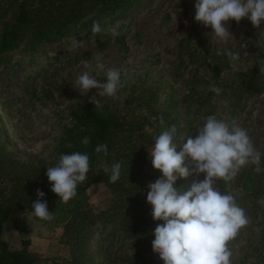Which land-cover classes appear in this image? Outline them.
Instances as JSON below:
<instances>
[{"label": "rangeland", "instance_id": "374dc122", "mask_svg": "<svg viewBox=\"0 0 264 264\" xmlns=\"http://www.w3.org/2000/svg\"><path fill=\"white\" fill-rule=\"evenodd\" d=\"M195 3L142 0L106 28H115L118 36L107 31L97 36L78 33L30 56L14 53L5 67L0 65V134L7 139L11 155L46 159L74 105L91 104L100 110L109 107L130 118L147 116L151 126L159 123L158 127L144 129L154 139L175 125L177 151L187 136L195 137L196 128L207 116L214 115L223 120L234 118L261 153L259 165L243 166L231 181L221 180L218 189L223 186L238 206L252 187L261 184L264 190V48L256 44L258 30L247 18L239 23L229 21L226 26L233 36L227 42H212V29L195 21ZM5 5L6 1L0 0V15L11 22L12 10L5 12ZM226 50L238 52L239 58L231 60ZM97 62L104 65L103 71H97ZM108 69L121 72L123 87L114 97H100L97 89L82 93L75 87L76 77L82 72L89 71L104 82ZM195 74L200 77L201 93L207 100L197 112L199 120L190 127L186 95ZM213 83L221 93L206 96V87ZM137 135L139 140L146 139L143 131ZM154 139L149 143L144 140L146 163L138 175L146 191L148 184L162 175L150 160L149 148ZM185 165L190 170L193 167L190 157ZM203 178V174H193L182 179L183 187L190 188L193 181ZM87 195L95 212L117 207L116 197L104 184H93ZM244 211L249 223L229 245L231 264H264V193L258 194L255 205H248ZM116 225L93 224L94 233L88 243L92 264H132L135 246L121 236ZM1 239L12 250L37 255L39 264H66L70 259L63 224L55 218L40 220L32 211L15 214L2 230ZM142 255L145 259L158 256L153 251Z\"/></svg>", "mask_w": 264, "mask_h": 264}, {"label": "trees", "instance_id": "16d2710c", "mask_svg": "<svg viewBox=\"0 0 264 264\" xmlns=\"http://www.w3.org/2000/svg\"><path fill=\"white\" fill-rule=\"evenodd\" d=\"M5 1V12L12 10L13 20L6 22L0 15V65L3 67L14 53L30 56L78 33L94 36V21H99L101 27L106 29L142 0ZM206 89L208 96L212 92L209 87ZM186 100L189 111L186 117L191 127L199 120L197 112L207 100L202 96L200 77L197 74L193 77ZM66 116L68 123L60 130L46 159L13 157L8 149L7 139H2L0 134V264H39L37 255L12 250L1 239L2 230L15 214L33 211L31 204L37 199V189L45 193L44 199L48 203L49 212L53 213L56 221L63 224L70 246V259L66 264H92L88 243L96 222H100L102 227L107 222L117 223L121 236L129 239L135 246L132 264H164L159 255L151 259H145L142 255V252L153 251L152 240L155 237L152 233L157 223L162 221L153 220L152 208L147 202V191L138 178L146 163L144 140L149 143L154 139L144 129L147 126L158 127L159 123L151 126L147 116L130 118L109 110V107L100 110L91 104L74 105ZM141 131L146 138L144 140H139L137 135ZM84 137L90 138L88 146L81 143ZM68 144L72 147L69 148ZM100 144L107 145V156L95 152ZM73 151L89 155L90 170L88 179L78 185L76 197L65 204L51 191L46 172L47 167L55 166L61 153ZM116 162L122 165L121 177L116 183H111L109 174L103 168L105 164L111 166ZM97 183L110 189L117 199V207L101 212H95L90 207L87 191ZM176 186L183 187L182 179L177 181ZM251 190L249 195L241 198L239 206L243 210L248 205L254 206L257 195L264 193L261 184ZM220 191L225 193L223 186ZM240 233L241 229L236 237ZM234 239L229 241V245Z\"/></svg>", "mask_w": 264, "mask_h": 264}, {"label": "clouds", "instance_id": "9594fccd", "mask_svg": "<svg viewBox=\"0 0 264 264\" xmlns=\"http://www.w3.org/2000/svg\"><path fill=\"white\" fill-rule=\"evenodd\" d=\"M195 9V21L212 29V42H227L233 36L227 22L239 23L247 18L258 30L257 46L264 48V28H261L264 0H196ZM105 31L114 37L120 35L115 28L104 29L99 21L93 22L94 36ZM73 46H77V42L74 41ZM226 54L231 60H237L240 55L231 50H226ZM96 69L103 71L104 65L97 62ZM105 75L106 80L101 82L89 71H84L76 77L75 87L82 93L97 89L100 97H114L123 87L121 72L108 69ZM209 91L219 95L222 90L213 83ZM94 102L99 104L98 100ZM160 123H164L162 117ZM176 131L175 125L165 129L149 148L153 168L162 173L148 184L146 194L147 202L152 206L153 220L163 222L157 223L152 233L155 237L153 252L164 264H231L229 241L249 221L233 195L222 193L218 183L231 181L249 163L259 165L261 153L254 147L247 130L234 118L223 120L214 115L207 116L203 125L196 128L195 137L187 136L180 151L174 142ZM81 143L88 146L90 138L84 137ZM67 146L72 147L71 144ZM95 152L107 156V145H98ZM188 157L193 165L191 170L185 165ZM89 170L87 153H61L55 166L47 167L51 191L60 202L68 203L76 197L78 185L88 179ZM103 171L109 174L111 183H116L121 177L122 165L119 162L111 166L105 164ZM193 174H203L204 178L193 181L187 189L176 186L178 180ZM36 195L37 199L31 204L32 215L40 220H52L53 213L48 210L45 193L37 189Z\"/></svg>", "mask_w": 264, "mask_h": 264}]
</instances>
